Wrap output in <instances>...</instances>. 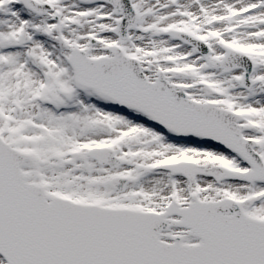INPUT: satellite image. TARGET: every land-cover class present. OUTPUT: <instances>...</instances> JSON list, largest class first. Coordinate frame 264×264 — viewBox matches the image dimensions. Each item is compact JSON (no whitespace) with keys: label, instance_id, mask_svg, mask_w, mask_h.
Segmentation results:
<instances>
[{"label":"snow or ice","instance_id":"1","mask_svg":"<svg viewBox=\"0 0 264 264\" xmlns=\"http://www.w3.org/2000/svg\"><path fill=\"white\" fill-rule=\"evenodd\" d=\"M0 264H264V0H0Z\"/></svg>","mask_w":264,"mask_h":264}]
</instances>
